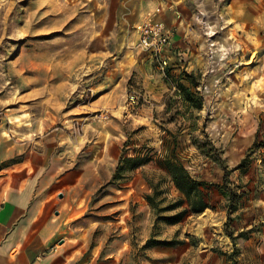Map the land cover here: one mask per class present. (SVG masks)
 Returning a JSON list of instances; mask_svg holds the SVG:
<instances>
[{"label": "rangeland", "instance_id": "rangeland-1", "mask_svg": "<svg viewBox=\"0 0 264 264\" xmlns=\"http://www.w3.org/2000/svg\"><path fill=\"white\" fill-rule=\"evenodd\" d=\"M227 1L0 0L4 163L55 144L66 154V171L82 180L75 182L81 199L73 224L91 249L120 264H141L156 247L184 244L192 254L207 249L210 264H264V25L245 38L225 37ZM148 12L175 30L165 69L138 46L135 26ZM184 73L196 77L192 89L204 101L201 111L191 109L195 136L209 139L222 161L208 156L210 145L193 142L191 122H169L185 109L176 95ZM165 130L178 135L172 148L193 176L222 184L227 167L230 182L246 193L229 214L228 198L213 190L206 211L223 229L210 239L193 233L199 215L167 225L146 200L164 139L174 140ZM255 142L248 170H235ZM147 151L151 162L127 181L114 180L123 153ZM178 196L172 189L168 199ZM164 239L184 243L154 246Z\"/></svg>", "mask_w": 264, "mask_h": 264}, {"label": "crops", "instance_id": "crops-1", "mask_svg": "<svg viewBox=\"0 0 264 264\" xmlns=\"http://www.w3.org/2000/svg\"><path fill=\"white\" fill-rule=\"evenodd\" d=\"M221 17L225 37L245 38L248 31L257 33L264 25V0H228ZM51 145L7 165L8 145L0 137V264H120L109 258L112 255L91 249L73 224L71 213L81 199L75 182L82 180L66 171V154ZM211 213L205 211L197 217L193 233L210 239L215 230L223 229L222 222L210 224ZM202 222L206 223L202 226ZM190 251L185 244L156 247L141 264H210L207 249Z\"/></svg>", "mask_w": 264, "mask_h": 264}, {"label": "trees", "instance_id": "trees-1", "mask_svg": "<svg viewBox=\"0 0 264 264\" xmlns=\"http://www.w3.org/2000/svg\"><path fill=\"white\" fill-rule=\"evenodd\" d=\"M183 77L177 81L178 93L176 95L183 102V107L185 109L176 110L174 116L170 117L169 122H175L177 120L176 116L181 117L182 122H191L195 125L190 132L193 142L200 149H204L207 145H210L211 150L208 156L215 160L222 161L218 148H216L208 138V142H202L200 136H195V133L198 130L196 127L198 125V117L194 116L191 109L193 108L197 111H201L203 109L204 101L201 93L198 90L192 89V86L196 89L199 86L196 77L193 74L187 73H184ZM165 131L168 136L174 140L172 142L169 139H164L163 149L165 152L157 159V166L160 170L152 173V176L147 178L152 193L146 195V200L157 212L158 221H162L167 225H176L181 223L189 213L194 215L203 214L211 207L212 192L214 189L219 190L221 195L228 198L229 214L237 211L239 203L246 193L238 192L240 191V187L230 182V172L232 170H229L227 167L224 168L222 184L207 182L201 178L193 176L178 156L176 152L177 148H172L173 145H178V135L170 130ZM256 146L257 144L255 142L249 149V153L244 159H242L235 170H242L243 172L248 170L251 164L250 156ZM212 151L215 152V156ZM220 153L222 154L221 151ZM151 161L152 156L150 155V151L137 153L134 156H129L128 154L123 153L116 168L114 180H129L131 173L147 165ZM172 189L178 191L179 196L169 200L168 195ZM226 227L228 226L226 225ZM228 235L234 241V235L232 233ZM183 243V241H178L176 239H164L155 240L154 246L161 245L173 247Z\"/></svg>", "mask_w": 264, "mask_h": 264}, {"label": "built area", "instance_id": "built-area-1", "mask_svg": "<svg viewBox=\"0 0 264 264\" xmlns=\"http://www.w3.org/2000/svg\"><path fill=\"white\" fill-rule=\"evenodd\" d=\"M138 46L156 58L165 69L174 55L175 30L160 20L153 12H148L135 26Z\"/></svg>", "mask_w": 264, "mask_h": 264}]
</instances>
